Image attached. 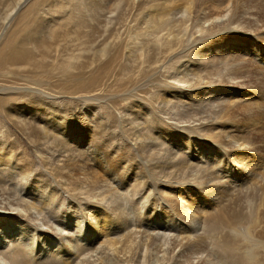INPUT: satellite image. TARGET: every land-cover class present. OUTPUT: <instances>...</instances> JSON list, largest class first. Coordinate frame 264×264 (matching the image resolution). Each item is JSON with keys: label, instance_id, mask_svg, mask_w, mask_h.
Masks as SVG:
<instances>
[{"label": "rangeland", "instance_id": "rangeland-1", "mask_svg": "<svg viewBox=\"0 0 264 264\" xmlns=\"http://www.w3.org/2000/svg\"><path fill=\"white\" fill-rule=\"evenodd\" d=\"M19 1L0 0V211L9 212L7 208H10V204L14 207L24 205L22 198L16 200L17 193L18 196L24 197L27 194L33 196L34 199L39 195L46 198L45 195H52L54 192L57 194V199L55 204L50 206L53 211L51 212L53 214L56 212L55 219L59 220L61 217V220L63 218L67 223H71L73 227V230L70 229L71 235H76L82 221L87 222L89 233L85 237L87 240L82 242L84 245L82 247L93 246L94 248L95 245L97 248L99 245L92 244V233H95L94 230L100 222V225H103L104 214L115 216L112 211L116 209L117 203L118 209L123 212L125 224L135 223L130 228L142 225L143 229L155 227L160 228L162 233L182 234L183 236L195 235V232L200 233L203 236L201 238L205 239L204 241L200 238L203 248L207 249H204L205 255L208 253L206 256L210 258L212 264L223 263L219 254V245L224 244L221 242H225L226 236L227 238L232 236L228 239L235 246L242 245L240 262L248 264V261H252L251 258L243 259V249L253 244L251 230L256 235L255 231L264 228V209L258 213L248 214L247 218L240 222L236 217L231 219L232 214L228 212V203L230 199L243 203L248 186L252 188L259 182H262L260 185L264 183V164L254 165L255 167H252L250 172L248 169H242L243 171L240 172L231 170V175L223 172L225 171L224 166L223 171H212V175L218 176L219 174L227 181L225 182L228 187L224 186L220 190H213L211 189L213 185L204 183L207 173L204 174L203 169L192 166L184 169L187 167L186 162L191 164L194 161L192 164L196 165L195 161L201 160L202 154L214 147L213 143L218 144L221 138L214 137V132L219 128L211 131V129L207 130L204 127L201 129L196 125L192 127L195 131L187 130L190 127L189 124L191 126L195 122V124H200L201 119L208 117L211 113L209 104L190 95L189 91L195 90L194 87L185 84L183 87L175 81L170 85L158 87V84L162 85L172 73L183 70L182 65L186 64L187 58L181 51L186 47L179 48L176 53L174 52L175 57H165L163 64L151 66L150 70L142 65L141 54L145 53L146 49H151L150 45H153L154 35L160 33L159 31L162 34L167 32L171 25L166 23L168 17L173 14L168 6L170 4L177 6V12L180 7L187 5L188 0H171L165 6L166 8L155 6L165 0H140L134 19L129 21L125 18L119 19L125 8L124 2L120 0ZM198 2H204L199 10L212 15L219 9L224 10L227 4V0H195L196 4H199ZM257 2L264 5V0H257ZM257 2L254 4H258ZM119 3L121 4L116 6ZM15 11L16 14H14ZM150 12L154 21L150 19ZM108 16H112L111 21ZM117 21L119 24L116 23ZM167 24L168 27H166ZM244 24L248 23L244 22ZM255 33L260 34L259 30ZM189 34H192L190 42L195 38H198L199 42L210 41H206V44L221 40V38L225 39V35L220 31H215L213 34L208 32L201 34L197 27L192 28ZM140 41L144 48L136 50L137 45L142 47ZM101 50H105L107 54L102 55ZM7 53L8 57H6ZM209 53L211 55V52ZM106 60L108 65L102 69ZM210 60L211 58L207 64L195 70L200 76L205 77L203 80L206 82L211 81L216 74L214 73L216 70H211ZM214 63L222 68L217 59ZM258 63H253V65L250 63L252 66L248 69L255 72L258 65L264 70V67L262 68ZM245 69L244 67L242 70ZM177 74L182 75V73ZM215 82L219 80L216 79ZM221 82L222 80L219 83ZM246 82L243 88L239 87L245 92L249 90V87L252 90L255 86V84L251 86L248 81ZM172 84H176L177 87H171ZM167 100L171 102L164 103ZM171 104L174 107H171ZM200 104H205L206 107ZM242 105L243 103H239L231 110L227 108L219 114H212L213 119L209 122L214 120L217 123L221 122L218 126L222 130L225 129L224 126L227 123L230 124L231 112H235L238 115L237 118L245 117V112L250 113L243 110L247 108ZM157 107L163 119L155 117L154 125L147 113L150 108ZM174 124H181L184 127L174 129L177 128ZM210 125L215 128L214 125ZM166 132H172L173 137L177 135L174 141L172 140L175 143L168 141L166 135L161 134ZM223 140H227L226 137ZM223 145L226 146V144ZM255 146L257 151L252 150L254 154H251V160H254V157L264 160V137L256 140ZM174 147H186L177 155L181 156L179 158L181 159V170L179 171H176V166L170 165L174 163L172 161L169 163L165 157L168 150L175 151ZM188 150L195 158H190L191 156L186 153ZM91 152H95L94 157ZM201 166L208 168V163L201 162ZM107 170L110 171L107 172ZM191 170L195 171V177L191 174ZM20 171L26 172L28 176L21 177ZM103 179L108 184L111 182L112 187H116V195L108 196L109 199L112 198L110 200L99 195L103 192L101 190L105 184ZM134 179H137V182ZM191 179L195 181L192 182ZM132 183H135V186ZM142 183L146 186L144 187ZM136 184L139 186L138 190ZM134 188L138 193H135ZM262 194L264 196V191ZM178 195L180 197H177ZM114 199H117L116 202ZM180 199L184 202L186 200V203H194L195 214L198 218L194 225L185 218L187 214L181 212L185 204L180 202ZM74 203L78 206H74ZM132 207H135V210ZM85 209L86 211L82 213ZM98 209V216L96 214L93 216L92 212L97 211L98 213ZM257 217L260 220L259 218L257 220ZM77 219H81V223ZM211 219L215 220L214 223L223 219L229 227L225 228V225H221L225 230L220 231L219 229L214 232L215 230H211L212 227L209 224L212 222ZM231 224L234 225L231 226ZM120 225L122 224H116L110 229H117L120 233L118 229ZM232 227H237L236 232L231 231ZM104 228H108L105 222L100 229L105 230ZM127 231H121V233ZM53 234V232L50 233L53 237L49 238V242L57 238V234ZM117 234L114 233V236H120ZM39 235L36 233V244L39 247H46L49 242L47 243V240ZM262 245L259 248L264 251V243ZM96 248L89 252L95 251ZM25 253L26 255L22 256L15 251L12 256L15 261L24 258V260H31V264L34 263L32 257L34 254ZM218 259H221V262ZM226 264L229 263L226 262Z\"/></svg>", "mask_w": 264, "mask_h": 264}, {"label": "bare ground", "instance_id": "bare-ground-1", "mask_svg": "<svg viewBox=\"0 0 264 264\" xmlns=\"http://www.w3.org/2000/svg\"><path fill=\"white\" fill-rule=\"evenodd\" d=\"M170 1L171 0H165L162 3H157L155 6L156 7L161 6L164 8ZM120 2H124L125 8H124L123 14L121 16H119L120 17L119 19L125 18L126 21L133 20L137 4L140 2V0H124V1L120 0ZM256 2H257V0H227V4H226L224 10H221L218 8L219 10L216 13H213V15L207 14L206 12H202L201 10H199L200 5L201 4L203 5L204 2L203 3L198 2L199 4H196L195 0H188L187 5L180 7L177 12H176L177 6L170 4V6H168V8H169L170 12H173V14H172V16L168 17L167 22H166L168 24H171V25H169V27H168V24L166 26L169 28L168 31L167 32L164 31L165 33L162 34L161 31L158 30L160 33L154 35L155 37L153 40V45H150L151 49L147 47L148 49H146L145 53L141 51L142 52L141 56H142V61H143L142 65L143 66L145 65L146 68L150 70L151 66L163 64L165 57H175L176 54H174V52L176 53V51L179 48L186 47L185 49H183L181 51L184 54V56H186V58H187V60L185 61L186 64L182 65L183 70L181 72L176 71V72L172 73L171 76H169V78H168V80H170V81L164 80L163 81L164 83H162V85L158 84V87H162L163 85H170V83H172L173 81H175L176 83L182 84V86L184 84L187 86L189 85V86L194 87V89H195V90H192L191 92L189 91V93H190V95H192V97H197L195 99L199 98L198 100H202L203 102L209 104L210 109H211L210 110L211 113L209 114V116L203 117L201 119L202 121H200V124H198V123L195 124L196 122L194 123L195 125L192 123V126H191V124H189L190 127L189 128L187 127L188 128L187 130L188 131L189 130L195 131V129L192 127H195L196 125L201 127V129H202V127H204L207 130L211 129V131H214L215 129L219 128L217 131L214 132L215 133L214 137L221 138V140H218L219 145L218 144L216 145L213 143L214 147H212L211 149L209 148V151L204 150L207 152L206 153L204 152V154H202L203 158L201 160L195 161L196 165L192 164L194 161L191 164L186 162L187 167L184 169H189L190 168L189 166H192L193 168H197V169H199V168L203 169L204 174L207 173L204 183H210L211 185H213L211 187V189H213V190H220L224 186L225 187H228V186L226 185L227 181L224 180L223 177L219 176V174H218V176H215L214 174L212 175V171H215V170L223 171L222 168L225 167V169H224L225 171H223V172H226V174L231 175L232 174L231 170H234L236 172H240L242 169H248V171L250 172L252 170V167H255L254 165L260 166L261 164H264V160L259 159V158H255L254 156H253L254 160H251V154H254L252 152V150L257 151L256 146H255V141L258 139H262L264 137V77H260L262 74L264 75V70L261 69L258 65L255 68V72L248 69L249 66H252L253 63L257 64V62H259L261 64L262 68L264 67V5L261 3H258V2H257L258 4H254ZM120 4L121 3L117 4L116 6H119ZM18 5H19V3H18ZM18 8H19V6H18ZM165 10H167V9H165ZM252 10H254L255 13H251V12H254ZM16 11H18V10H16ZM16 11L14 14H16ZM215 11H213V12H215ZM201 13H203V15ZM14 14H12V15H14ZM151 15L152 14L150 12L149 13L150 19L153 20L154 18ZM113 16H115V15H113ZM108 19H109V21H111L112 16H108ZM244 22L248 23V24H244ZM116 23L119 24V21H117ZM193 23H195L194 26H192ZM190 27H191V30H192V28L197 27L198 32H200L201 34H203L205 32H208L209 34L210 33L213 34V32H215V31H220L221 34L225 35V39L223 40V38H221V40H217V41L215 40V42H213V43H207L206 44L205 42L207 40H205V42H203V41L199 42L197 40L198 38H195V39H193L192 42H190V35H192V34H189L191 31V30L189 31ZM256 30H259L260 34L257 35L255 33ZM216 36H218V35H216ZM202 38H201V40H202ZM136 39H137V36H136ZM138 42H139V40H138ZM207 42H210V41H207ZM200 44H202V45H200ZM103 45L104 44H102V46ZM140 45L142 46L141 48L139 45L136 46V44H135L136 50H139V49L142 50V48H144V45L142 44V42ZM100 52L102 55H105V53H106L105 50H101ZM209 52H211V55H209L210 54ZM178 54H180V52ZM8 55L9 54L7 53L6 57H8ZM210 58H211L210 62L212 63L211 70H216L214 72L216 74L214 75L213 78H211V81L206 82V80H203L205 77L200 76L199 72H195V70H198V68L200 66L203 67L204 64H207ZM215 59H217L218 63L222 65V68H220L218 65H216L214 63ZM10 60H12V58H10ZM108 61H110V60H108ZM107 65H108V62L106 60V62L102 66V69L106 68ZM244 67L246 69L242 70V69H244ZM177 73H182V75L179 76V74H177ZM207 78H209V77H207ZM216 79H218L219 82L222 80V82L216 83L215 82ZM259 79H262V80L259 81ZM246 81H248V84H250L251 86H253L254 84H255V86H253L254 88L252 90H250V87H249V90H247L245 92V90L243 91L241 88H243V86H245V83H247ZM199 86H201V87H199ZM205 86H208V87L205 88ZM171 87H177V85L172 84ZM239 87H241V88H239ZM246 88H247V86H246ZM188 90H189V88H188ZM171 98H173V96H171ZM202 101H201V103H202ZM170 102H171V100L164 101V103H170ZM239 103H243V105H245V107L247 108V109H243V110L250 112V113H246L244 111L245 117L237 118L238 115H236L235 112H231L230 117H229L230 118L229 119L230 124L227 123L224 126L225 129H223V130L220 129V127L218 126L219 123H221V122L217 123L215 120L212 122H209L210 120L213 119L212 114L213 115L219 114L223 110H225V109L227 110V108H230V110H231L232 108H234V106L238 105ZM172 105L173 104H171V107H174V105L173 106ZM201 106L206 107L205 104L201 105ZM156 109H157V111H156ZM158 112L159 111H158V107H157L155 109L150 108L148 110V113H147L150 116V119H152L150 121H153L152 124H154V125L156 122L155 117H160V120L163 119L162 118L163 115L158 113ZM208 112H209V110H208ZM206 114H207V112H206ZM202 116H204V115H202ZM214 118H216V117H214ZM220 119H222V117H220ZM192 121H193V119H192ZM188 123H189V121H188ZM181 124H174L177 127L174 129H178L179 127H184ZM210 124L214 125L215 128L213 126H211ZM221 125L222 124H220V126ZM183 130H184V128H183ZM161 134L166 135V138L168 141H172V140L174 141V137L177 136L176 135L173 137L172 132H166V133H161ZM224 137H226L227 140H223ZM188 140H189V138H188ZM173 143H175V142H173ZM183 143H185V142H183ZM223 144H226V146H224ZM190 145L192 146L194 144H190ZM197 146H201V145H197ZM186 147H188V146H186ZM186 147H184V148L174 147L175 151L168 150L166 155H165V157L168 159L169 163L171 161H172V163H174V164H170V165H175L177 168L176 171L181 170V161H180L181 159L179 160V158L181 156L179 157L177 155L182 152L180 150H184ZM195 151H197V150H195ZM226 151H228L229 153H227ZM95 152H91V153L93 154ZM186 153H188V155L191 156L190 157L191 159L195 158V156L193 157L192 153L189 150ZM153 154L154 153L152 152V155ZM93 157H94V154H93ZM148 157H149L148 159L150 160V156H148ZM197 157H199V156H197ZM99 160H100V158H99ZM80 161H81V158H80ZM201 162L208 163V168L202 167ZM5 164H7V163H5ZM105 164H104V166H105ZM104 168L105 167H103V169ZM108 168H109V166H108ZM7 169H9V168H7ZM110 170H107V172ZM76 171H77V169H76ZM97 171H99V169ZM105 173H106V171H105ZM172 173H174V172H172ZM20 174H21V177H23V178H26L28 176V174L26 172H23V171H20ZM102 174H104V173H102ZM106 174L108 175V173H106ZM191 174L193 175V177H195V175H196L194 170H191ZM165 178H167V177H165ZM138 179L140 180V178H138ZM142 179H143V176H142ZM103 180H104L105 184L103 183L104 186L101 189V190H103V192H102V194H99L100 197L103 196V197H106V199H109V197H108L109 195H112L111 197L115 196L117 193L116 189H115L116 187L115 188L112 187L113 184L111 186L110 185L111 182H110V184H108V182L105 179H103ZM134 180L136 181L137 179H134ZM191 180H192V182L195 181L194 179H191ZM261 180H262V178H261ZM245 181H247V180H245ZM260 183H262V182H259L257 184V186H253L252 188L249 186L247 187V189H246L247 195L245 196L246 199L243 201V203H239V202H237V200H234V199L231 200L230 199V202L228 203L229 208L228 207L227 208H228V212H230L232 214L231 219L236 217V219L238 221L243 222L244 221L243 219L247 218L248 214H251L252 212L258 213L261 209H264V196L262 194V192L264 191V189H263L264 183L261 185H260ZM132 184H134V186H135V183H132ZM140 184H138V185H140ZM169 184H171V183H169ZM182 184H183V182H182ZM100 185H101V183H100ZM144 185L145 184H143V186ZM136 186H137V184H136ZM176 186H178V184ZM180 186H179V188H180ZM190 186H191V184H190ZM23 187H25V186H23ZM138 187L139 186H137V188H136L137 190L139 189ZM151 187H152V185H151ZM182 187H185V186L182 185ZM124 188H125V186H124ZM153 188H155L154 185H153ZM131 189H132V187H131ZM140 189H141V187H140ZM126 190H127V188H126ZM126 190H124V192H126ZM137 190L135 191V188H134L135 193H138ZM253 190L255 192H253ZM181 191H182V188H181ZM225 192H227V190ZM218 193H220V192H218ZM16 196H17L16 200H18L19 198H22L21 201L23 202L24 205H19V207L18 206L14 207L12 204H10V208L6 207L7 209H9V212L7 210L0 211V264H31V260H24V258H22L21 260L15 261L14 257L12 256L15 251H17L18 254H20L22 256L26 255L25 252H30L31 254H34V256H32L34 258V263H32V264H212L209 260L210 258H207V256H206L208 253L205 255V252H206V251H204L205 248H203V244L200 242V238L202 236L200 233H197L194 231L195 235H184V236L182 234L181 235H179V234L173 235V234H169L166 232L162 233L160 228L157 229L154 227L151 229H143V228H141L142 227L141 223H140L141 227L138 226L139 228L137 226L134 228L133 227L130 228L131 225H134L135 223L133 222V223L125 224L126 220L124 218L123 212L118 209L117 203H116V209L115 208H114V210L112 209L113 210L112 212L115 213V216H113L114 214L109 215L108 213H106V214H104L105 217H104L103 225H100L101 222L99 225L96 224L97 226L94 230L95 233H92L93 236H92L91 240H93L92 244H96L99 246L96 248V246L94 245V248H96V250L89 252V250L94 249V248H92L93 246H91L90 248H88L86 246L82 247V246H84L82 244V242L87 240V238H85V237H87V235H88L87 233H89L87 230V222L82 221V224L79 227V231H77L76 235L75 234L71 235L72 234L71 230H73L71 223H67V221H65L63 218L61 220L60 219L61 217L59 218V220L55 219L54 215L56 214V212H55V214L52 213L53 212L51 210L52 206H50V205L51 204L53 205V203L56 202L55 201L57 199L56 193L54 194V192H53L52 195H45L46 198L39 195V196L35 197L34 199L32 198L33 196H28L27 194L24 195V197L23 196L21 197V196H18V193H17ZM132 196H133V193H132ZM91 197L93 198V196H91ZM103 197H102V199H103ZM120 197H122V195ZM123 197H124V195H123ZM177 197H180V195H178ZM110 199H112V198H110ZM125 199H127V198H125ZM116 200L117 199H114L115 202H116ZM139 200H140V198H139ZM179 201L185 204V206H183L184 210H182L181 212H184V214L186 213L187 216L184 215V216H186L185 218H187V220L189 219L191 222H193V225H194V222L195 221L197 222V220H198L197 214H195L196 211L194 208V206H195L194 203L193 202H192L193 204L192 203H186V200L184 202V201H182V199H180ZM71 202L69 204H71ZM124 203H126V202H124ZM58 204H60V203H58ZM60 206H61V204H60ZM69 206L70 205H68V207ZM74 206H78L77 203H74ZM97 206H98V204H97ZM62 209H64V208H62ZM59 210H61V209H59ZM68 210H70V209H68ZM125 210H127V209H125ZM125 210H124V212H125ZM130 210L131 209L129 208V211ZM72 211H73V209H72ZM83 211H86V209L82 210V213H84ZM96 212L97 211L92 212V215L94 216V214H96L98 216L99 209H98V213H96ZM65 213H67V212H65ZM70 214H71V212H70ZM73 214L75 215V213H73ZM129 215L132 217L131 214H129ZM58 216L56 218H58ZM100 216H102V215H100ZM130 216H129V218H130ZM184 216H182V218H184ZM260 216H261V214H260ZM67 217H68V215H67ZM77 218H78V216H77ZM79 218H80V216H79ZM135 218H137V217H135ZM182 218H180V219L182 220ZM258 218L259 217H257V220H258ZM86 219H88V218H86ZM77 220H76V222L79 221L81 223V221H80L81 219L78 221ZM259 220H260V218H259ZM96 221H98V220H96ZM200 221H201V218H200ZM211 221H212V219H211ZM214 221H212V222L209 221L210 227H212V229L211 228L210 229L215 230L214 232H216L219 229H220V231L221 230L224 231L226 226L229 227V225L225 224L223 219L216 221L215 223H214ZM250 221H253V220H250ZM254 221H255V219H254ZM104 222L108 226L107 229L104 228L106 231L100 229L102 226H104ZM217 223H220V224L217 225ZM116 224L117 225L118 224L124 225V226L120 225V227L118 228L120 230V233H121V231H125V230H128V231L126 233L122 232L123 234L122 233L120 234L117 229L116 230H113L112 228L110 229V227H113ZM137 225H139V224H137ZM221 225L222 226L225 225V228H223ZM232 225H234V224H231V226ZM235 228H237V227H232L231 231L234 232ZM203 229H205V228H203ZM256 229H258V228L256 227ZM256 229H254V230H256ZM259 229H261V228H259ZM51 232H53L54 234H57L56 235L57 238L51 239V241L49 242V240H50L49 238L53 237V236L52 237L50 236ZM187 232H188V230H187ZM255 232H256V235H255L254 231L251 230V234H252L251 236L253 239V244L251 246H248V245L245 246L246 248L243 249V253H244L243 259L244 258H251L252 261H250V262L248 261V264H264V251L260 250V248H259V247L263 246L262 244L264 243V228H262L259 231H255ZM36 233H37V235L39 233L41 236H43V239L47 240V243L49 242V244L46 247L45 246L39 247L36 244ZM114 233H116V234L119 233L117 235H120V236L116 237V236H114ZM230 237H232V236H229L228 238H230ZM37 238H38V236H37ZM228 238L226 236L225 242L224 241L221 242L224 244L219 245L220 246L219 254L221 256L220 258L222 259V260L221 259L220 260L223 261L224 264H226V262H228L229 264H247L243 261L240 262L239 257H240V251L242 249L241 248L242 245H239L237 247ZM57 239H58V243H57ZM201 239L203 240L204 238H201ZM21 240H22V242H21ZM204 241H205V239H204ZM235 242H236V240H235ZM8 243H10L9 246H6ZM53 244H54V246H53ZM43 245L44 244H42V246ZM205 250H207V249H205ZM207 252H209V251H207ZM216 260H214V261H216ZM220 260H219V262H221ZM223 263L221 262V264H223Z\"/></svg>", "mask_w": 264, "mask_h": 264}]
</instances>
